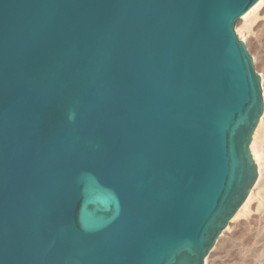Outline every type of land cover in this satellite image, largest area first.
Instances as JSON below:
<instances>
[{
	"label": "water",
	"instance_id": "95a60500",
	"mask_svg": "<svg viewBox=\"0 0 264 264\" xmlns=\"http://www.w3.org/2000/svg\"><path fill=\"white\" fill-rule=\"evenodd\" d=\"M258 0H0V264H204L257 176Z\"/></svg>",
	"mask_w": 264,
	"mask_h": 264
},
{
	"label": "bare ground",
	"instance_id": "6f19581e",
	"mask_svg": "<svg viewBox=\"0 0 264 264\" xmlns=\"http://www.w3.org/2000/svg\"><path fill=\"white\" fill-rule=\"evenodd\" d=\"M263 3L264 0H258L255 4H253L240 17L239 21H243V24L240 27H237L238 34L240 38L245 42L243 43L245 44L246 48L252 50L253 52H251L253 63H259L261 71H264V19L260 21L261 23L257 24V27H260V29L257 28L259 31L254 32L255 30L253 31L252 29V32H254V37L246 38L245 36L241 35L242 28L245 27L248 19H251V16L252 18H254L253 15L257 16V12L259 11ZM259 77L262 91L264 83V73L262 72L261 74H259ZM263 139L264 107L262 114L260 115L258 122L253 130L252 137L249 143V151L254 163L256 164L257 176L255 178V182L253 183V186L249 190L245 200L243 201L239 209L227 223L224 230H222L220 235H218V237L216 238L215 243L204 258V264H213L211 263L212 258L211 261L209 260V258L222 255L223 253L219 254L220 252H222V250L228 256L227 260H225L227 264L264 263V250H260L261 248H259L258 246V244L262 242L261 240H263L264 242V160L261 156V143ZM253 201H256L255 205L252 204ZM252 211H254L256 214H252L253 216L251 215L252 217H249ZM241 217H245V219L240 220ZM262 248L264 249V247ZM250 251L252 254L249 256L248 252ZM227 256H225L224 258H226ZM208 260L210 262H208Z\"/></svg>",
	"mask_w": 264,
	"mask_h": 264
},
{
	"label": "rangeland",
	"instance_id": "374dc122",
	"mask_svg": "<svg viewBox=\"0 0 264 264\" xmlns=\"http://www.w3.org/2000/svg\"><path fill=\"white\" fill-rule=\"evenodd\" d=\"M261 12V13H260ZM264 3L261 5V7H260V9H259V11L257 12V16L256 15H253V17L254 18H252V16H251V19H248V21H247V23H246V25H245V27H243L242 28V35L241 36H245L246 38H250V37H254V32H256V31H259L258 29H260V27L258 28L257 27V24H259V23H261L260 21H262L263 19H264ZM250 20V21H249ZM243 24V21H237V23L235 24V26H234V30H235V33L238 35V37H239V39L241 40V41H243L241 38H240V36H239V34H238V31H237V27H240L241 25ZM258 28V29H257ZM252 29H253V31L254 32H252ZM251 33V34H250ZM244 42V41H243ZM245 43V42H244ZM248 49V48H247ZM248 52H249V54L252 56V54H251V52H252V50H249L248 49ZM253 53V52H252ZM254 64V67H255V71L258 73V75L259 74H261L262 72L264 73V71L262 70L261 71V67H259L260 65H259V63H253ZM262 87V86H261ZM262 94H263V101H264V83H263V88H262ZM261 146H262V159L264 160V139H263V141H262V143H261ZM255 203H256V201H253V203L252 204H254L255 205ZM253 205V206H254ZM254 214H256L254 211H252L251 213H250V215H249V217H252ZM252 215V216H251ZM240 219V218H239ZM238 219V220H239ZM245 219V217L244 218H242L241 217V219L240 220H244ZM224 230V229H223ZM220 235V234H219ZM262 242H263V240H261ZM262 242H260L259 244H258V246H259V248H261L260 250H264L262 247H264L263 245V243ZM263 244V245H262ZM262 245V246H261ZM223 253V254H222ZM219 254H222V255H219V256H221V257H219V256H214V257H210L209 258V260L211 261V258H212V261H211V263H213V264H219L220 262V264H227V262L225 261V260H227V258H228V256L226 255V253L222 250V252H220ZM224 254H225V256H227L226 258H224L225 256H224ZM248 254H249V256L252 254L251 253V251L250 252H248ZM223 256V257H222ZM248 256V257H249ZM214 258H216V259H214ZM214 259V260H213ZM208 260V262H210ZM223 262H225V263H223ZM261 264H264V263H261Z\"/></svg>",
	"mask_w": 264,
	"mask_h": 264
}]
</instances>
